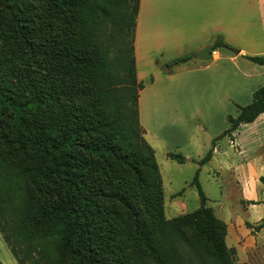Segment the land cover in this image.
I'll return each mask as SVG.
<instances>
[{"label":"trees","instance_id":"1","mask_svg":"<svg viewBox=\"0 0 264 264\" xmlns=\"http://www.w3.org/2000/svg\"><path fill=\"white\" fill-rule=\"evenodd\" d=\"M139 3L0 0V41L17 52L0 55V231L18 264H246L235 262L198 170L199 207L165 217L160 169L139 121ZM209 48L239 51L221 36ZM243 57L264 64V55ZM237 107L213 144L264 113V85ZM211 155L212 147L199 164ZM251 227L262 229L264 217Z\"/></svg>","mask_w":264,"mask_h":264},{"label":"crops","instance_id":"2","mask_svg":"<svg viewBox=\"0 0 264 264\" xmlns=\"http://www.w3.org/2000/svg\"><path fill=\"white\" fill-rule=\"evenodd\" d=\"M218 36L239 51L217 48L211 50L210 60L195 57ZM187 53L193 58L164 71V63ZM244 55H264V0H140L134 57L137 80L143 83L138 110L145 139L151 146L154 141L165 148L166 156L181 153L185 160H175L178 164L194 163L199 183L201 174L215 180L229 172L222 180L227 193L219 199L226 204L220 206L230 208L231 199L237 196L246 214L240 215L233 235L228 219L220 217L226 224L225 241L235 249L237 262L259 264L264 262V227L251 234L245 222L253 224L264 217L256 216L264 207L259 202L264 199L260 181L264 176V113L240 124L233 139L223 136L236 152L235 162L221 152L219 139L212 144L229 126L227 117L238 114L237 105L250 103L253 92L264 85V64ZM197 129L207 144L212 142L208 147L212 155L204 164L199 160L207 152L200 147ZM192 143L199 148L197 154L181 152Z\"/></svg>","mask_w":264,"mask_h":264},{"label":"rangeland","instance_id":"3","mask_svg":"<svg viewBox=\"0 0 264 264\" xmlns=\"http://www.w3.org/2000/svg\"><path fill=\"white\" fill-rule=\"evenodd\" d=\"M2 21L0 19V30H5V27L2 26ZM6 49L8 52L3 53L2 50ZM6 54L9 58L14 59L16 57L17 52L15 51L14 47L12 46L11 42L5 45L3 42L0 41V55ZM198 135L197 137L200 138V144L202 147L203 152H207L210 147L211 141L207 144L204 139V135L199 131L196 130ZM213 144V143H212ZM211 144V145H212ZM218 144L221 146V152L226 153V157L228 156L229 162H235L237 160L236 152L232 145L229 143V139L227 137H221L218 140ZM153 149L155 151V157L157 164L160 169L161 179H162V186H163V194H164V214L167 219L179 217L183 214H187L192 212L193 210L197 209L200 205L197 189L194 185H191V180L194 176L196 167L194 163H184L178 164L175 160H171V158L166 156L165 148H162L156 142L153 141L152 143ZM203 146H206V149ZM199 148L195 147L194 144H190L187 150L181 151L190 152V154L195 155L197 154ZM207 150V151H206ZM174 152V151H173ZM6 166V165H5ZM2 168L0 167V173ZM4 170H9L8 167H4ZM228 173H221L218 179H211L206 177L205 174H201L200 183L204 194L209 197L207 199L206 204L213 208L215 215L221 219L220 217L223 216L228 219L229 224L232 225L231 235L234 232L238 231L237 228V220H239L240 215L245 217V212L240 198L235 196L231 199L230 208H224L227 213H224V209L220 206L221 204L225 203L220 198L224 197L227 193V184L222 182L223 177H228ZM186 183L189 187L186 186ZM231 194L234 196L235 191L231 189ZM226 204V203H225ZM217 213V214H216ZM264 216V207H260L258 210V214L256 216ZM253 216V215H252ZM244 217L243 220L245 219ZM252 218V217H251ZM250 219V218H249ZM222 220V219H221ZM251 220V219H250ZM258 222L250 224L249 222H245V226L251 234H256L259 231L254 230L251 226L256 225ZM252 228V229H251ZM263 233V232H262ZM235 262H237L236 253L234 254ZM0 261L2 264H18L17 260L15 259L13 253L10 250V246L4 240L3 234L0 231ZM260 260L259 264H264V262ZM248 264V263H246Z\"/></svg>","mask_w":264,"mask_h":264},{"label":"water","instance_id":"4","mask_svg":"<svg viewBox=\"0 0 264 264\" xmlns=\"http://www.w3.org/2000/svg\"><path fill=\"white\" fill-rule=\"evenodd\" d=\"M195 57L200 58L202 60L212 59V53L209 46L202 47L199 51L195 53Z\"/></svg>","mask_w":264,"mask_h":264}]
</instances>
